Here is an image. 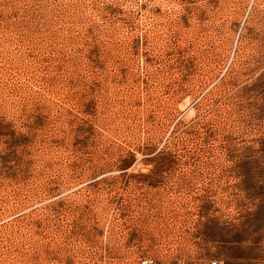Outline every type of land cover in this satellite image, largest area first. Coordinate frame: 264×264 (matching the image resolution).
<instances>
[{
  "label": "rangeland",
  "instance_id": "obj_1",
  "mask_svg": "<svg viewBox=\"0 0 264 264\" xmlns=\"http://www.w3.org/2000/svg\"><path fill=\"white\" fill-rule=\"evenodd\" d=\"M264 264V0H0V264Z\"/></svg>",
  "mask_w": 264,
  "mask_h": 264
},
{
  "label": "built area",
  "instance_id": "obj_2",
  "mask_svg": "<svg viewBox=\"0 0 264 264\" xmlns=\"http://www.w3.org/2000/svg\"><path fill=\"white\" fill-rule=\"evenodd\" d=\"M140 264H231L227 259L214 256L212 258L201 260L198 258H175L171 261H162L155 259L151 256L143 257L140 261Z\"/></svg>",
  "mask_w": 264,
  "mask_h": 264
}]
</instances>
